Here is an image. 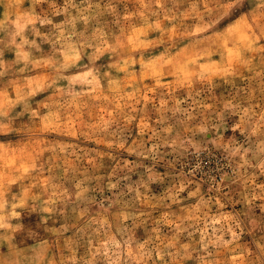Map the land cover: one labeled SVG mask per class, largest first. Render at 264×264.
<instances>
[{"label": "rangeland", "instance_id": "rangeland-1", "mask_svg": "<svg viewBox=\"0 0 264 264\" xmlns=\"http://www.w3.org/2000/svg\"><path fill=\"white\" fill-rule=\"evenodd\" d=\"M0 264H264V0H0Z\"/></svg>", "mask_w": 264, "mask_h": 264}]
</instances>
